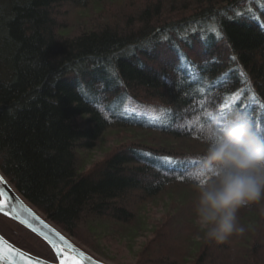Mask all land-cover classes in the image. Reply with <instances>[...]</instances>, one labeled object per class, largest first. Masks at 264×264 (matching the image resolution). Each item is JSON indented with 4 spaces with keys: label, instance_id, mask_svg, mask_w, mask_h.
<instances>
[{
    "label": "trees",
    "instance_id": "16d2710c",
    "mask_svg": "<svg viewBox=\"0 0 264 264\" xmlns=\"http://www.w3.org/2000/svg\"><path fill=\"white\" fill-rule=\"evenodd\" d=\"M233 110L264 136V0H0V169L89 245L141 233L143 206L182 186L136 264H264V198L223 244L191 217L204 130ZM108 131L127 137L84 166ZM0 232L56 260L2 213Z\"/></svg>",
    "mask_w": 264,
    "mask_h": 264
},
{
    "label": "clouds",
    "instance_id": "9594fccd",
    "mask_svg": "<svg viewBox=\"0 0 264 264\" xmlns=\"http://www.w3.org/2000/svg\"><path fill=\"white\" fill-rule=\"evenodd\" d=\"M202 142L206 147L189 173L196 222L205 239L223 244L245 231L238 210L264 198V136L246 113L233 110L206 126Z\"/></svg>",
    "mask_w": 264,
    "mask_h": 264
},
{
    "label": "rangeland",
    "instance_id": "374dc122",
    "mask_svg": "<svg viewBox=\"0 0 264 264\" xmlns=\"http://www.w3.org/2000/svg\"><path fill=\"white\" fill-rule=\"evenodd\" d=\"M79 21L81 22L80 27L84 26L85 20L79 19ZM74 22H76L74 19L73 21L70 20L71 25L72 23L74 24ZM73 31H75V29H73ZM126 137L127 134L125 133L123 134L115 131L106 132L100 139L99 144L95 148H92L85 153L84 166H91L94 162L101 159L109 149L115 146L119 141H123ZM167 191V193L162 194L154 201L143 206V208L140 210L139 217L144 220V223L142 225L143 229L139 234H122L118 233V230L111 229L109 235L105 234L101 238H95L96 241L94 238L89 239L91 242L95 243L96 247L81 241L77 237H72L80 244V246L83 248L85 247L84 249H87V251L89 250V252L94 254L96 257L111 264H136L140 255V251H142L146 243L150 242V240L156 236L157 230H159L158 227L163 225L164 221L167 219L173 218L172 213L177 207L176 203L174 202V198L178 199V201L182 203L178 196L187 192V189L182 186H173ZM193 196L196 198L197 193ZM41 213L45 215L43 212ZM191 217L192 220H194L197 224L194 211L192 212ZM199 233H202L200 229Z\"/></svg>",
    "mask_w": 264,
    "mask_h": 264
},
{
    "label": "water",
    "instance_id": "95a60500",
    "mask_svg": "<svg viewBox=\"0 0 264 264\" xmlns=\"http://www.w3.org/2000/svg\"><path fill=\"white\" fill-rule=\"evenodd\" d=\"M0 213L18 221L39 235L50 245L56 254V260L39 256L18 246L0 232V238H3L5 249L11 245L24 253L23 256L13 254L10 259H14L15 264H60V258L70 252L72 248L77 250L75 255L79 257L82 264H111L84 249L71 235L61 229L50 218L43 215L39 209L18 191L1 169ZM81 253L83 255H80ZM58 254L60 255L58 256ZM3 264H9V260L5 259Z\"/></svg>",
    "mask_w": 264,
    "mask_h": 264
},
{
    "label": "snow or ice",
    "instance_id": "6c2138e0",
    "mask_svg": "<svg viewBox=\"0 0 264 264\" xmlns=\"http://www.w3.org/2000/svg\"><path fill=\"white\" fill-rule=\"evenodd\" d=\"M160 112L162 114H167L168 110L161 109ZM220 115H223V112L220 113ZM160 118H164L162 115ZM217 117H213L215 119ZM201 130L203 131V125H201ZM168 158H165L167 161ZM4 241L3 238H0V264H3L5 259L9 260V264H15L14 259H10L13 254L17 256H23L24 253L20 252L19 250L15 249L13 246L9 245L6 249L3 246ZM76 249L72 248L70 252H68L66 255H63L62 258H60V264H82V261L79 259L78 256L75 255ZM60 254H58L59 256ZM80 255H83L82 253Z\"/></svg>",
    "mask_w": 264,
    "mask_h": 264
}]
</instances>
